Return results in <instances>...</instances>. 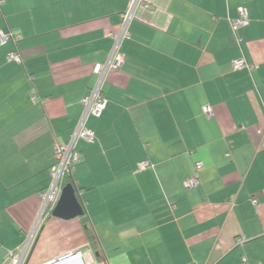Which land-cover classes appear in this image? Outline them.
I'll list each match as a JSON object with an SVG mask.
<instances>
[{"label": "crops", "instance_id": "crops-1", "mask_svg": "<svg viewBox=\"0 0 264 264\" xmlns=\"http://www.w3.org/2000/svg\"><path fill=\"white\" fill-rule=\"evenodd\" d=\"M129 1H3L0 30L19 38L0 43V264L31 235L28 264L76 250L82 261L54 264H264V0H143L87 120L96 141L76 144L85 213L36 226L55 146ZM239 7L248 24L233 30Z\"/></svg>", "mask_w": 264, "mask_h": 264}, {"label": "built area", "instance_id": "built-area-1", "mask_svg": "<svg viewBox=\"0 0 264 264\" xmlns=\"http://www.w3.org/2000/svg\"><path fill=\"white\" fill-rule=\"evenodd\" d=\"M143 0H130L128 8L125 12L120 14V31L118 33H112L113 46L110 51L108 59L103 63H96L93 66V72L96 75V81L91 87L90 92L87 96L80 99L83 106L82 115L77 123L74 133L72 134L69 143L66 145L56 144L54 151V163L50 167L51 182L48 187L40 192V197L42 199V206L38 216L36 226H38L42 219L46 215H50L52 209L57 203L61 190H62V177L66 173H70L72 170V165L79 160L78 154L75 152V144L78 139L82 138L88 141L94 139V134L92 131L86 128L85 122L89 116L99 117L107 105V98L102 94L101 89L103 82L110 70L119 68L123 63V55L120 51L121 42L124 38L129 37V22L131 21L136 8L142 4ZM3 0H0V16H1V6ZM233 30L241 26L248 24V14L243 7L238 8V17L230 21ZM19 38L18 35L13 34L9 31L0 30V43L3 44L9 40L16 41ZM9 60L18 61L20 59L19 54L14 51H10L7 55ZM233 68H242L250 66L243 58L236 59L232 63ZM204 112L206 115L212 114V109L210 106L204 107ZM147 161L143 160L139 162L140 167L147 166ZM196 167L201 166V162L195 163ZM197 184V179L195 177L189 178L184 182L186 187H191ZM255 203V200L252 201ZM32 244V235L27 239L23 246L17 250H11L8 252L5 261L2 264H22L28 255L30 246ZM72 261H82L80 251H72L68 253V256L62 258L60 261L64 260ZM71 261V260H70ZM73 264V263H72Z\"/></svg>", "mask_w": 264, "mask_h": 264}, {"label": "water", "instance_id": "water-1", "mask_svg": "<svg viewBox=\"0 0 264 264\" xmlns=\"http://www.w3.org/2000/svg\"><path fill=\"white\" fill-rule=\"evenodd\" d=\"M84 214V208L82 203L77 197V192L72 183H67L62 187L60 197L55 204L54 208L51 211V216L58 217L62 219H72L78 216H82ZM85 229H88V225H84ZM35 246V242L33 243L29 254L27 255V259L24 264H28L29 258L33 252ZM95 256H99V252L96 251ZM68 254L58 257L57 259H53L45 264H54L59 262L62 258H65Z\"/></svg>", "mask_w": 264, "mask_h": 264}, {"label": "trees", "instance_id": "trees-1", "mask_svg": "<svg viewBox=\"0 0 264 264\" xmlns=\"http://www.w3.org/2000/svg\"><path fill=\"white\" fill-rule=\"evenodd\" d=\"M4 1V0H3ZM2 5H3V3H2ZM2 7V6H1ZM1 14H2V11H1ZM103 86V85H102ZM101 92H102V94H103V91H102V89H101ZM104 95V94H103ZM105 96V95H104ZM108 100V99H107ZM108 102V101H107ZM106 108V107H105ZM104 111V110H103ZM103 113V112H102ZM101 116V115H100ZM99 116V117H100ZM89 117H93V116H89ZM88 117V118H89ZM88 118H87V120H88ZM97 118V117H96ZM87 120H86V122H85V126H86V123H87ZM86 128H87V126H86ZM88 129V128H87ZM90 130V129H89ZM90 131H92V130H90ZM93 132V134H94V139L92 140V141H88V140H85V139H82V138H80V139H78V140H83V141H85V142H88V143H93V142H95L96 141V135H95V133H94V131H92ZM78 140H77V142H78ZM77 142H76V144H77ZM69 143V142H68ZM76 144H75V152L78 154V156H79V160L78 161H76L75 163H73V165H72V170H73V168H74V166L81 160V156H80V154L78 153V151H77V148H76ZM55 160V159H54ZM143 160H145V161H147V166H144V167H140L139 166V162H141V161H143ZM143 160H140L139 162H137V164H136V169L137 170H145V169H147V168H149V167H151L152 166V164L150 163V161L149 160H147V159H143ZM198 162V161H197ZM54 163V162H53ZM196 163V162H195ZM194 163V164H195ZM51 167V166H50ZM201 167V166H200ZM200 167H196V165H195V168L196 169H199ZM50 170V169H49ZM72 170H71V172H72ZM71 172L70 173H66V174H64L63 175V177H62V185L64 186L65 184H67V183H72L73 184V186L75 187V189H76V192L78 191V189H77V187H76V185L74 184V182H73V180H72V178H71ZM196 179H197V177L196 176H194ZM190 178H192V177H190ZM188 180V179H187ZM197 183H198V180H197ZM50 184V183H49ZM197 185V184H196ZM196 185H194V186H196ZM48 187V186H47ZM46 187V188H47ZM191 187H193V186H191ZM45 188V189H46ZM44 189V190H45ZM84 213H85V211H84ZM86 233H87V236H88V239H89V241H90V244H91V246H92V248H94V249H97L99 246H98V242H97V240H96V238H95V236L94 235H92V234H90V232H88V231H86Z\"/></svg>", "mask_w": 264, "mask_h": 264}]
</instances>
